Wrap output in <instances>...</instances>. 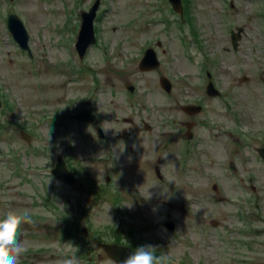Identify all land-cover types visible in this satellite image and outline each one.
<instances>
[{"label":"rangeland","instance_id":"rangeland-1","mask_svg":"<svg viewBox=\"0 0 264 264\" xmlns=\"http://www.w3.org/2000/svg\"><path fill=\"white\" fill-rule=\"evenodd\" d=\"M94 2L0 0V97L9 101L0 113V218L12 210L30 214L32 222L20 229L28 249L21 264H59L73 256L79 264H116L96 242L109 239L110 227L135 229L128 241L156 246L167 264H264V160L257 150L264 146V0H191L186 20L168 0H101L97 42L81 59L74 47L80 12ZM10 13L29 31L33 57L9 32ZM239 26L244 34L235 50L231 30ZM148 47L156 49L161 65L143 71L139 64ZM208 71L219 97L206 92ZM162 76L172 81L171 94L161 87ZM185 103L204 107L194 117L199 124L188 145L180 124L191 119L181 109ZM89 105L104 115L108 141L69 120V111ZM138 116L152 130L122 139L123 130L143 128ZM22 129L33 135L30 142ZM136 141L149 154L143 148L133 153ZM108 152L119 159L123 175L90 163ZM59 153L76 168L74 186L51 174ZM146 159L166 172L164 180L139 167ZM100 185L110 190H97ZM116 187L128 196L117 198ZM47 199L79 219L80 210L88 212L90 259L75 256L79 245L63 239ZM169 213L176 222L172 232L164 225Z\"/></svg>","mask_w":264,"mask_h":264},{"label":"water","instance_id":"water-1","mask_svg":"<svg viewBox=\"0 0 264 264\" xmlns=\"http://www.w3.org/2000/svg\"><path fill=\"white\" fill-rule=\"evenodd\" d=\"M170 1L173 5V8L177 12H180L181 15H183L182 0H170ZM99 3H100V0H98L91 7L89 12L83 13V25L81 27L80 36H79V39L76 45L80 53V56L82 58L84 57L88 47L91 44L96 42V37H95V32H94V19L96 17L97 10L99 8ZM7 27L9 31L12 33L14 39L19 43V45L24 50H28V52L32 54L31 48L29 45L30 35L23 21L20 19V17L16 14H11L8 17ZM243 31H244V27H239L237 32L232 31V43H233L234 49H238L239 40L242 37ZM159 65H160V61L157 58L156 52L153 50V48H149V50H147L145 54V57L140 63V69L141 70H151V69L157 68ZM243 80L247 81L248 77L244 76ZM160 81H161V86L167 92L170 93L172 91L171 81L165 76L161 77ZM128 88L130 90H134V87L132 85H128ZM207 93L213 97L221 94V92L216 88L213 81H210L209 84L207 85ZM1 108H2V101L0 98V109ZM182 108L188 114H195L202 110V106L191 105V104L184 105ZM73 118H77L79 120H85V121H93L95 119L94 116L91 117L90 113L87 110H82L80 113L73 115ZM100 131L102 132V133L100 132V137H103L104 133L101 129ZM23 135L25 138L30 139V137L25 132L23 133ZM188 136L189 138H191V135H188ZM259 151L262 157L264 158V148H260ZM230 165L233 170H236V166L234 162H231ZM53 173L59 179H61L62 181L68 184L75 185L77 182V179L71 173L66 161L62 157L59 158V162L57 163L56 168L53 170ZM214 188L217 189V185H214ZM166 226L170 230H174L175 228V224L173 221L167 222ZM102 246L106 250V252L109 254V256L113 260H115L118 264H120V261H122L129 252L134 251L132 248L126 245H119L116 243H103Z\"/></svg>","mask_w":264,"mask_h":264},{"label":"clouds","instance_id":"clouds-1","mask_svg":"<svg viewBox=\"0 0 264 264\" xmlns=\"http://www.w3.org/2000/svg\"><path fill=\"white\" fill-rule=\"evenodd\" d=\"M31 222L28 212L14 210L0 218V264H21V258L28 249L19 239L20 229ZM156 249L154 245H141L129 252L120 264H167L168 257L157 256ZM59 264H79V261L73 256L62 259Z\"/></svg>","mask_w":264,"mask_h":264},{"label":"flooded vegetation","instance_id":"flooded-vegetation-1","mask_svg":"<svg viewBox=\"0 0 264 264\" xmlns=\"http://www.w3.org/2000/svg\"><path fill=\"white\" fill-rule=\"evenodd\" d=\"M89 106H90L89 108L92 109L95 112V120L92 123L91 122H80V121H77V120H73V121H75V122H77L78 124H81V125H85V124L88 125L90 129L94 130V132L96 133V136L99 139V141H108L109 140L108 132L105 131L104 127L101 125L102 123H104L103 121H106L104 115L101 112H99V110L95 109L92 105H89ZM197 114H200V113H197ZM197 114L189 115V117L191 118L189 120L180 121V124L184 125V127H185V130H183L184 138L182 139L183 142L185 143V145H188L190 143L189 141L185 140V134H186L187 130L189 129L188 126H190V130H188V131L191 132L193 134V136L196 133V128L198 127L199 122L194 117ZM124 121L130 123L131 126L136 125V121L134 119H125ZM137 121H138V123H140L142 125L143 128H141V127H139L137 125L136 126V131L133 132V133H130L129 131L123 130V132L121 134L122 139L127 140V139H129L131 137L135 138L136 135L140 136V135L146 134L148 131L152 130V125L144 117L138 116ZM174 123H176V121H174ZM99 126H101L103 128L104 132H105V137H103V138H101L99 136L100 135L99 130H98ZM87 135H88L89 138L92 137V131L89 130ZM139 139L140 138H138V140ZM190 141H192V140H190ZM143 146H144V144H141L140 141H136L134 146H132L130 148V150H132L133 153H136V155L138 156V154H140L143 149L145 150V147H143ZM149 150L150 149H146L145 150L147 154H149ZM106 151H109V150L106 148ZM134 158L137 159L138 157H134ZM101 162L103 164H107V165L111 166L115 172L119 171L118 167L121 165L119 163V159L111 158V154L109 152L106 153V155L101 160H93L92 159L90 161V163H101ZM158 162L161 163L160 160ZM137 163H138L139 167L141 169H143L148 175L149 174L153 175V171H155L156 175L158 176V178L160 180H164V176L165 175L167 176L166 172H164V174L162 173V170H161V168L159 166H154L153 159H146L145 161L141 160L140 162H137ZM68 164H69V167L71 168V170L75 174V172H76L75 169L76 168L74 166L72 168V166H71L72 163L68 162ZM134 166L135 165L132 163V167H134ZM159 171H160V174H161L160 176L157 174V172H159ZM120 174L123 175V170H122L121 167H120V171H119L118 175H120ZM107 178H108V180H111V175H108ZM89 180L91 182H93V184H96L93 179L89 178ZM114 190L117 191V198H121L122 197V192L120 190H118L117 187ZM82 220H84V218ZM83 222L85 223V221H83ZM71 224H73V222H70L68 225H71ZM77 234L81 235L79 232H77ZM92 236H93V234L91 235V233H90V235H88V237L86 238V239L89 240V244L92 242L91 241L92 240ZM96 242L98 243V246H100L101 241H96ZM89 244L86 245L85 255L86 256L88 255V258L90 259L91 258V254L93 253V248L91 247V245L89 246ZM78 257L81 258L82 256H78ZM99 257L100 256H98V258Z\"/></svg>","mask_w":264,"mask_h":264},{"label":"trees","instance_id":"trees-1","mask_svg":"<svg viewBox=\"0 0 264 264\" xmlns=\"http://www.w3.org/2000/svg\"><path fill=\"white\" fill-rule=\"evenodd\" d=\"M186 6L189 7V3H188L187 0H186ZM5 104H6V105H9V101H8L7 99L5 100ZM156 254L159 255L158 252H156ZM169 264H171V263H169Z\"/></svg>","mask_w":264,"mask_h":264}]
</instances>
